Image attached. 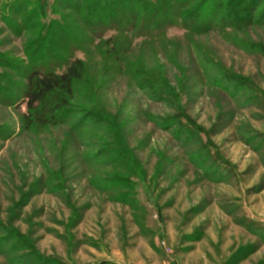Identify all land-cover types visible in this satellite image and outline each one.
Listing matches in <instances>:
<instances>
[{
  "label": "rangeland",
  "instance_id": "374dc122",
  "mask_svg": "<svg viewBox=\"0 0 264 264\" xmlns=\"http://www.w3.org/2000/svg\"><path fill=\"white\" fill-rule=\"evenodd\" d=\"M252 1L229 13L206 0L167 46L125 34L119 58L111 34L84 44L112 24L99 9L87 24L66 0L42 2L82 34L61 37L21 15L25 0H0V264H264V0ZM233 20L243 29L213 28ZM81 44L69 106L30 125L32 58L60 67Z\"/></svg>",
  "mask_w": 264,
  "mask_h": 264
},
{
  "label": "trees",
  "instance_id": "16d2710c",
  "mask_svg": "<svg viewBox=\"0 0 264 264\" xmlns=\"http://www.w3.org/2000/svg\"><path fill=\"white\" fill-rule=\"evenodd\" d=\"M25 1L27 6L25 8L21 7L22 11L25 10L24 13L21 12V15L24 14L27 19L30 20V23L33 22L34 17L37 18L36 27L42 32L48 33L54 30L61 37L70 33L72 35L75 34L72 31L74 24L64 23L63 17H60V14L57 13V9H60L61 6L60 2H57V4L50 2L51 13H53L51 16H54V18L51 17L52 20H50L47 16L48 7H43L42 3H46L48 0ZM134 1L135 0H129V3L132 5ZM205 1L206 0H138L144 7V10L139 13L135 10L131 11L130 5L124 0H66L67 3L73 4L75 10L78 12L77 17H79L83 23L87 22V24L90 23V19L86 18V12L94 14L96 11L100 10V14L103 16L104 20H109L112 16L115 18V15L118 16L121 11H125L127 14L129 13L132 19L131 23L126 22L120 25L112 18L110 20L112 24L109 26L100 27L99 31H95L92 25L90 26V32L85 34L87 35V39L85 38L86 41L84 44L88 46H91V43L97 42L101 44L103 38L111 34L109 43L114 45V52L119 55V58L120 55H123V52L126 53L128 50L126 49L127 47L125 48V45H123L124 43H120L123 40L121 36L125 34H127L128 37L126 38L129 39L128 41L130 43L140 40L150 46H158L162 43L164 46H167V44L170 43L167 38L171 30L181 29L186 33L195 31L196 26L191 20L195 18V15L198 14L200 10H204L202 7ZM211 1L214 7H216V5L218 7L219 5L223 11H228L229 13H232V11H239V7H237L238 0ZM252 2L256 5L259 1L253 0ZM109 6L111 13L107 14L106 10L109 9ZM211 11L213 13V10ZM54 14L58 15L55 16ZM232 15L233 14H231L230 17ZM252 19L253 18L250 19V16H248L247 21H249H246L247 23L244 27L249 25ZM103 23L104 21L100 23V25ZM213 28L218 30H225L226 28L238 30L240 28L243 29V25L240 24L239 20H233L231 25L223 27V25L218 23L215 24ZM74 36H79L80 38L82 34L80 33ZM35 43L36 42H34L32 46H34ZM119 43L121 44L120 46H118ZM32 46L30 47L31 50L33 48ZM81 47H84L83 44L69 51V55L67 54L68 57L63 65L56 68H49L50 65H43L40 69H36L35 64L38 58L36 60L32 58L34 70L27 75V92L24 94L21 102L26 105V108L30 112V125H34L37 122L47 124L51 122V120L56 119L57 114L60 118L62 111L69 106V101L74 96V86L79 81L83 80L86 72L85 62L78 57ZM54 51H56L55 48ZM51 94H54L52 97L53 102L49 100ZM49 114L52 116L49 117Z\"/></svg>",
  "mask_w": 264,
  "mask_h": 264
}]
</instances>
